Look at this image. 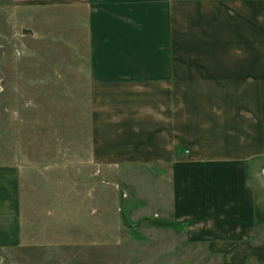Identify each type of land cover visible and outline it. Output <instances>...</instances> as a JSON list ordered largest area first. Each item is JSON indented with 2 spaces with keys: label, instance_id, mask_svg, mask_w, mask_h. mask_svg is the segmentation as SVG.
<instances>
[{
  "label": "crops",
  "instance_id": "0c3cea01",
  "mask_svg": "<svg viewBox=\"0 0 264 264\" xmlns=\"http://www.w3.org/2000/svg\"><path fill=\"white\" fill-rule=\"evenodd\" d=\"M12 1L87 21L92 162L146 168L157 221L264 264V0ZM20 173L0 163V246L20 238Z\"/></svg>",
  "mask_w": 264,
  "mask_h": 264
},
{
  "label": "rangeland",
  "instance_id": "374dc122",
  "mask_svg": "<svg viewBox=\"0 0 264 264\" xmlns=\"http://www.w3.org/2000/svg\"><path fill=\"white\" fill-rule=\"evenodd\" d=\"M86 24L0 0V163L21 171L20 238L0 264H224L157 221L168 191L146 168L92 162Z\"/></svg>",
  "mask_w": 264,
  "mask_h": 264
}]
</instances>
